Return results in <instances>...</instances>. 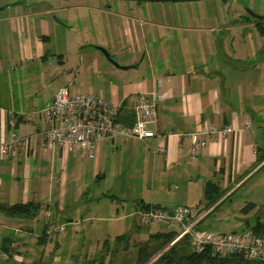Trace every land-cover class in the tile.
Masks as SVG:
<instances>
[{
	"label": "crops",
	"instance_id": "crops-1",
	"mask_svg": "<svg viewBox=\"0 0 264 264\" xmlns=\"http://www.w3.org/2000/svg\"><path fill=\"white\" fill-rule=\"evenodd\" d=\"M177 2L119 0V7H93L101 15L98 35L82 30L72 35L67 26L51 23L47 15L56 9L51 4L0 13V142L11 131L30 136L26 149L0 155V205L31 201L40 206L48 224L56 220L60 226H64L62 220L67 225L99 219L90 205L97 209L102 199L115 206L116 212L118 206L130 210L138 220L137 228L143 204L194 207L202 219L264 164V148L252 128L254 121L258 125L260 121L252 106L264 97L263 83L250 84L245 79L242 97L235 88L238 84L225 86L219 70L222 61L233 66L232 70L247 66L225 60L236 57L238 51L228 46L222 28L224 15L206 14L205 18L220 20L205 26V13L198 9L181 14ZM164 11L167 16L162 15ZM51 36L61 38L63 45L52 53ZM91 44L106 48L119 65L134 66H115ZM63 50L76 52L78 62L63 57ZM63 85L72 91L99 92L109 104L118 106L124 122L132 119L136 95L145 94L157 105V120L149 125L154 135L144 141L106 139L93 157L83 149L48 144L43 136L48 122L40 109ZM238 96L243 104H238ZM213 121L231 125L233 131L216 134L191 157L177 133L207 127ZM158 147L164 151H157ZM70 180L76 183L71 188ZM92 180L104 182V187L84 203ZM209 181L222 192L212 204L205 197ZM214 203L213 211L208 210ZM210 215L198 225L208 226L215 220ZM17 218L0 207V227H10ZM258 218L264 225L260 216L243 220L244 225H253ZM154 223L159 229L153 234L174 230ZM15 241L5 237L1 243L9 242L14 252Z\"/></svg>",
	"mask_w": 264,
	"mask_h": 264
},
{
	"label": "rangeland",
	"instance_id": "rangeland-1",
	"mask_svg": "<svg viewBox=\"0 0 264 264\" xmlns=\"http://www.w3.org/2000/svg\"><path fill=\"white\" fill-rule=\"evenodd\" d=\"M14 1L22 2L10 5ZM172 1H179L177 3L180 4L176 3L175 7L181 14H186L187 11L193 13V10L198 11V9L202 14L205 13L203 18L206 19L205 26L216 24L218 19L220 20V17H217V20L209 16L205 18L206 14L224 15L222 28L225 29L228 44L230 43L228 46L234 45L238 51L236 57H228L225 60L239 66H247L246 69L232 70L233 66L227 65V61H222L219 70L223 79H226L225 86L228 82L238 84L239 86L235 88L237 94L242 97L244 83L247 82H244L245 79H250V84L263 83L264 85V35L260 33L256 25H253V20H246L247 9L264 16V0ZM183 1L190 2L188 4ZM118 3L119 0H0V6L6 4L0 13L11 9H28L31 6L45 8L51 4L56 8L47 15L51 23L62 28L67 26V31L72 35H75L77 30L96 31L98 35L99 30L96 26L99 25L101 15L93 7L103 8L111 5L114 8L119 5ZM57 7L62 9H57ZM162 15L167 16V13L164 11ZM183 18L184 23H187L188 21H185L187 16ZM243 18H246V21H242ZM60 46H63L62 39L58 36H51L50 53L58 50L57 48ZM81 47L82 45L79 44L77 48ZM61 53L63 57L67 55L74 64L78 62L76 52L71 51L66 54L63 50ZM240 97L238 104H243ZM255 100L257 99L255 98ZM253 105L252 109L259 115L260 121L259 125L254 121L252 128L256 131V141L264 148V97L263 99L258 98ZM84 181L86 182L85 179H82V182ZM90 182L91 186L85 194L86 201L84 203L89 202L95 190L104 187V182L97 183L95 180ZM69 183L70 188L76 184L71 180ZM263 201L264 164H261L256 169V173L242 185L233 189L213 213L206 211V214H211L210 216L215 220L210 221L205 228L216 232L242 230L252 226L244 225L243 220L254 219V216H260L264 222ZM249 202H256L257 205L251 208L248 205ZM99 203L97 209L93 204L90 205L93 213L100 216L99 219L82 221L79 224L67 223V225L65 222L68 221L62 220L63 230H60V223L56 220L48 224L46 218L42 216L43 213L28 218L19 217L10 222V227H0V244L5 237L17 240L14 246L15 251H11L9 258L0 257V264H136V249L139 246L147 244L146 251L149 252L161 241V238H156L153 234L159 229L154 223L156 221L150 224L141 222L137 228L138 220L136 215L134 217L130 215V210H124L118 206L119 210L116 212V207H110L106 200L102 199ZM216 204L210 205L211 208L208 210H212ZM73 214L77 215V211H74Z\"/></svg>",
	"mask_w": 264,
	"mask_h": 264
},
{
	"label": "built area",
	"instance_id": "built-area-1",
	"mask_svg": "<svg viewBox=\"0 0 264 264\" xmlns=\"http://www.w3.org/2000/svg\"><path fill=\"white\" fill-rule=\"evenodd\" d=\"M133 116L130 123L119 117L117 105L109 104L97 91H72L67 85L60 86L53 93L49 102L41 109L40 114L48 122L43 131L48 144L83 149L88 157L94 156L99 143L116 137H135L144 141L154 135L149 125L158 117L157 105L145 94L138 93L133 105ZM233 131L231 125H221L216 121L207 127L187 132H179L180 143L187 147L188 154L195 157L199 151L211 141L216 134L226 135ZM30 145V136L18 135L14 131L0 142V155L5 156ZM157 151L163 152V147ZM143 224L157 221L168 228L176 229L177 234L172 240L188 238L189 249L203 252L209 249L218 255L240 253L249 259L264 260V231L253 228L233 231H212L198 225L201 217L194 207L175 205L173 207H149L139 214ZM64 226H60L63 230ZM0 257L8 258L0 250Z\"/></svg>",
	"mask_w": 264,
	"mask_h": 264
},
{
	"label": "trees",
	"instance_id": "trees-1",
	"mask_svg": "<svg viewBox=\"0 0 264 264\" xmlns=\"http://www.w3.org/2000/svg\"><path fill=\"white\" fill-rule=\"evenodd\" d=\"M246 18L248 20H253L260 33L264 35V19L258 21L249 15H246ZM130 122L131 119L128 122L126 121L125 123ZM221 195L222 192L219 191L218 187H216L214 183H212L211 181L207 182L205 187V197L209 204H212ZM248 205L252 207L254 206V203L249 202ZM0 207L8 214L19 217L35 216L36 214L40 213L41 209L38 204H35L31 201L13 203L7 206L0 205ZM149 207L150 206L147 204L142 205L143 210ZM207 215L208 214H205L204 217L198 221V224L201 223ZM248 227L253 228L258 232L264 231V225L261 223L259 218L254 222L252 226ZM176 234V229L168 232L156 233V238H161V241H159L157 243V246H155L152 251L149 252L146 251L147 244L139 246L136 249V264H264V260L249 259L236 252L229 253L223 256L212 253L209 249H206L205 251L199 253L193 252L188 248L187 236H184L181 239L172 242ZM0 250L6 253L9 258L12 251L10 243L2 242L0 244Z\"/></svg>",
	"mask_w": 264,
	"mask_h": 264
},
{
	"label": "water",
	"instance_id": "water-1",
	"mask_svg": "<svg viewBox=\"0 0 264 264\" xmlns=\"http://www.w3.org/2000/svg\"><path fill=\"white\" fill-rule=\"evenodd\" d=\"M21 2H22V1H14V2L11 3L10 5L19 4V3H21ZM5 6H6V4H5V5H1V6H0V10H1V9H4ZM247 13H248L249 16H251L252 18H254V19L258 20V21H260V20H262V19L264 18L263 15L258 14V13H256V12L252 11V10H249V9H247ZM90 46H91L92 48H94V49L99 50L101 53H103L104 56L106 57V59H107L108 61H110L111 63H113L115 66H118V67L123 68V69H126V68H129V67H131V66H134V65H119L118 62L116 61L115 57H114V56H113V55H112V54H111L106 48H104L103 46H100V45H94V44H91Z\"/></svg>",
	"mask_w": 264,
	"mask_h": 264
}]
</instances>
